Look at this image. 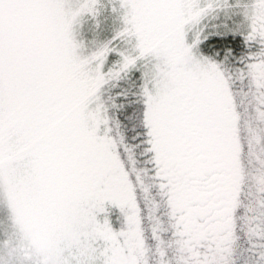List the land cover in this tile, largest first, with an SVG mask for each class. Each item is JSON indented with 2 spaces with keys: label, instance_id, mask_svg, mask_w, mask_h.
I'll use <instances>...</instances> for the list:
<instances>
[{
  "label": "snow or ice",
  "instance_id": "obj_1",
  "mask_svg": "<svg viewBox=\"0 0 264 264\" xmlns=\"http://www.w3.org/2000/svg\"><path fill=\"white\" fill-rule=\"evenodd\" d=\"M0 264H264V0H0Z\"/></svg>",
  "mask_w": 264,
  "mask_h": 264
}]
</instances>
